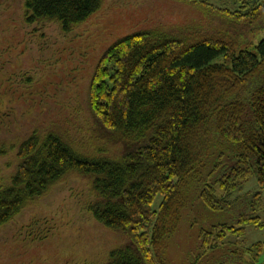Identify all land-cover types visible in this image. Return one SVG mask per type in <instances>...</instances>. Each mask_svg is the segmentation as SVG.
<instances>
[{
  "label": "trees",
  "instance_id": "16d2710c",
  "mask_svg": "<svg viewBox=\"0 0 264 264\" xmlns=\"http://www.w3.org/2000/svg\"><path fill=\"white\" fill-rule=\"evenodd\" d=\"M232 3L234 10L203 6L195 23L135 31L112 43L87 91L98 140L78 142L61 127L20 140L16 165L0 180V227L75 174L89 180L92 218L128 239L102 264H164L165 240L178 227L192 185L199 186L204 206L230 213L240 225L201 229L197 260L214 250L211 238L223 245L232 234L230 244H240L244 225L260 228L254 214L264 199V37L249 38L264 30V0ZM100 5L23 2L27 23L55 22L63 32ZM114 145L122 151H110ZM251 177L259 189L238 195ZM263 245L250 246L247 264L257 263Z\"/></svg>",
  "mask_w": 264,
  "mask_h": 264
},
{
  "label": "rangeland",
  "instance_id": "374dc122",
  "mask_svg": "<svg viewBox=\"0 0 264 264\" xmlns=\"http://www.w3.org/2000/svg\"><path fill=\"white\" fill-rule=\"evenodd\" d=\"M23 2L0 0V180H6L16 165L19 141L34 130L61 127L78 142L93 145L98 140L87 91L100 57L117 39L135 31L195 23L202 18L203 6L236 9L232 0H101L86 21L63 32L55 22L27 23ZM263 37L264 30L249 39L256 43ZM122 149L114 145L110 151ZM258 189L251 177L238 195ZM198 195V185L186 192L178 227L161 252L164 264H242L230 253L243 257V264L251 263L248 249L264 243V199L254 214L260 228L244 225L240 244H230L232 234L223 245L211 238L214 250L197 260L203 251L201 229L240 227L230 213L204 206ZM92 200L89 180L83 176L69 174L51 186L0 227V264L104 263L108 252L126 245L128 239L92 218L87 211ZM257 259L256 264H264V245Z\"/></svg>",
  "mask_w": 264,
  "mask_h": 264
}]
</instances>
